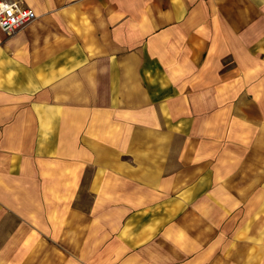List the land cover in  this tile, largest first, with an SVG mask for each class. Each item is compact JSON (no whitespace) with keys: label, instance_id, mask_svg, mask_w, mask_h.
<instances>
[{"label":"rangeland","instance_id":"rangeland-1","mask_svg":"<svg viewBox=\"0 0 264 264\" xmlns=\"http://www.w3.org/2000/svg\"><path fill=\"white\" fill-rule=\"evenodd\" d=\"M125 57L160 63L96 70L89 104L112 94L116 128L81 176L42 170L40 213L9 216L0 264H264V50Z\"/></svg>","mask_w":264,"mask_h":264},{"label":"crops","instance_id":"crops-1","mask_svg":"<svg viewBox=\"0 0 264 264\" xmlns=\"http://www.w3.org/2000/svg\"><path fill=\"white\" fill-rule=\"evenodd\" d=\"M18 1L37 17L12 35L0 28V234L9 216L35 223L42 170L55 177L65 160L66 175L81 176L88 145L100 146L90 138L114 132L100 114L114 113L115 97L89 104L96 70L116 81L121 64L160 63L122 60V49L264 50V0Z\"/></svg>","mask_w":264,"mask_h":264},{"label":"built area","instance_id":"built-area-1","mask_svg":"<svg viewBox=\"0 0 264 264\" xmlns=\"http://www.w3.org/2000/svg\"><path fill=\"white\" fill-rule=\"evenodd\" d=\"M37 17L34 9L18 0H0V28L13 34Z\"/></svg>","mask_w":264,"mask_h":264}]
</instances>
